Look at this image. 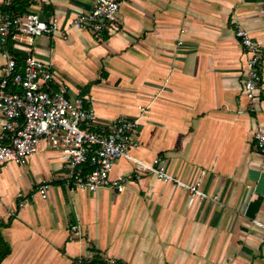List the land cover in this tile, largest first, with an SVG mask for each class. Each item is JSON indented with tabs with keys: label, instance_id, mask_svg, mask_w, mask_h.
Instances as JSON below:
<instances>
[{
	"label": "crops",
	"instance_id": "0c3cea01",
	"mask_svg": "<svg viewBox=\"0 0 264 264\" xmlns=\"http://www.w3.org/2000/svg\"><path fill=\"white\" fill-rule=\"evenodd\" d=\"M42 1L43 19L58 31L29 48L11 42L17 57L48 65L68 99L83 97L97 134L139 117L130 157L148 165L159 158L218 203L190 206L187 191L151 174L121 193L69 188L60 155L42 141L24 164L0 169V236L10 249L0 264H72L89 248L125 264H264V229L253 224L264 223V156L253 136L264 127V0H122L99 36L70 28L94 0ZM236 25L261 47L252 101L242 90ZM4 123L0 112V135ZM134 168L119 159L110 178ZM41 183L49 184L45 199L33 197Z\"/></svg>",
	"mask_w": 264,
	"mask_h": 264
},
{
	"label": "built area",
	"instance_id": "2783aa9c",
	"mask_svg": "<svg viewBox=\"0 0 264 264\" xmlns=\"http://www.w3.org/2000/svg\"><path fill=\"white\" fill-rule=\"evenodd\" d=\"M15 1L2 0L1 3L0 49L3 64L0 69V112L5 123L0 135V169L8 164H24L44 141L65 164V185L69 188L90 193L101 189L121 193L127 183L151 174L163 183L187 191L190 206L196 201L218 203L217 196L207 195L200 189L199 181L188 184L170 175L159 158L148 165L130 157V151L138 147L139 117L118 118L107 133L97 134L89 129L95 116L91 109L84 107L85 99H68L66 87L55 82L48 65L26 55L18 66L17 55L9 43L32 47L37 38L51 36L58 31V26L54 21L43 19L45 7L42 0H32L34 10L22 16H16L11 11ZM121 1L94 0L87 13L71 20L70 28L99 36L113 27ZM66 33L64 31L63 36ZM234 35L246 55L242 90L245 97L252 101L261 86V47L239 25L235 26ZM145 110L141 108L140 114L143 115ZM5 136L7 143L3 142ZM253 136L260 154L264 156V127L257 125ZM122 158L134 162L133 172L111 179L114 163ZM87 164L89 169L85 170ZM48 188V183H41L33 197L45 199ZM253 224L264 229V223L253 221ZM70 231L76 238H81L78 226L70 227ZM107 262L118 264L114 259Z\"/></svg>",
	"mask_w": 264,
	"mask_h": 264
},
{
	"label": "trees",
	"instance_id": "16d2710c",
	"mask_svg": "<svg viewBox=\"0 0 264 264\" xmlns=\"http://www.w3.org/2000/svg\"><path fill=\"white\" fill-rule=\"evenodd\" d=\"M32 0H16L11 8V11L16 16H22L27 14L28 12L32 11ZM45 13V8H44ZM9 46L11 47V42L9 43ZM22 63V60L17 57V64L20 66ZM89 169V164L86 165L85 170ZM88 251L91 253V256L89 258L74 260L72 264H109L107 260L97 251L94 249L89 248ZM10 249L9 246L2 240L0 236V263L9 255ZM120 264L121 262H118Z\"/></svg>",
	"mask_w": 264,
	"mask_h": 264
}]
</instances>
